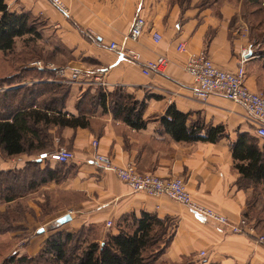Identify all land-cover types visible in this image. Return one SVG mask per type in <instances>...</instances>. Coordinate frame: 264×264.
Here are the masks:
<instances>
[{
  "label": "crops",
  "instance_id": "1",
  "mask_svg": "<svg viewBox=\"0 0 264 264\" xmlns=\"http://www.w3.org/2000/svg\"><path fill=\"white\" fill-rule=\"evenodd\" d=\"M4 1L10 12L25 13L36 20L39 37L33 44L42 54L38 61L49 60L69 70L88 66L106 83V87L80 83L67 87L62 112L85 116L88 126L55 127L62 131L61 147L74 153L75 169L61 181L43 187L54 189L56 196L78 197V202L65 206L64 213L55 218L69 215V222L60 224L57 230L36 229L42 239H35L26 249L37 251L48 234L74 232L83 226L116 234L122 217L133 215L138 219L141 214H150L169 226L168 231L175 225L170 241L152 264H264V248L251 237L227 233L167 197L134 193L113 172L91 161V144L96 140L97 152L110 157L117 167L131 163L140 173L164 179L179 177L198 204L232 222L250 216L248 203L256 196L255 191L260 190L264 197V182L241 177L232 148L240 136H248L247 145L264 159V140L256 136L238 104L217 95L204 101L195 98L184 65L190 54L204 50L215 66L233 72L241 54L250 51L244 64L245 86L264 95V38L259 39L257 33L264 31V0L261 7L247 0L244 14L239 13L237 0H60L65 14L48 0ZM137 17L146 25L138 41L132 42L128 33ZM153 33L160 35L159 42H154ZM27 38L32 36L17 39L16 46ZM110 43L138 53L139 62L119 57L108 49ZM179 43H184L186 53L176 51ZM159 57L166 61L163 68L144 75L143 65ZM31 63L25 69H33ZM49 72L50 78L30 82L55 84L50 81L54 73ZM116 91L132 98L135 104L131 108L135 113L140 111L143 128L127 125L122 118L125 114L110 103ZM100 93L105 95L104 105L98 98ZM83 94L89 95L88 109ZM41 100L45 103V95L38 98ZM169 108L185 116V128L196 131V136L207 137L210 128L222 127V132L213 143L175 140L161 122ZM107 221L111 227L106 226ZM255 231L264 234V227L257 226Z\"/></svg>",
  "mask_w": 264,
  "mask_h": 264
},
{
  "label": "trees",
  "instance_id": "2",
  "mask_svg": "<svg viewBox=\"0 0 264 264\" xmlns=\"http://www.w3.org/2000/svg\"><path fill=\"white\" fill-rule=\"evenodd\" d=\"M251 4L261 7L262 0H252ZM257 33H259V37L261 38L263 31L260 30ZM29 35L32 38L24 39L21 42V59L23 64L34 62L32 61L33 59H29L30 55L38 57L42 55L38 46L33 44L39 37L36 20L25 13L10 12L5 1L0 0V53L3 55L12 54L17 48L16 40ZM7 64H12L10 67L7 66L8 70H12L16 62L13 61ZM22 70L26 71L28 79L50 78L51 74L49 71L36 68ZM35 74L39 76L37 77ZM13 77L14 75H10V78ZM38 85L42 87L54 85L56 89L52 91H48L49 89H47L48 92L44 90L36 95L35 100L30 101L27 105L22 101L21 105L13 107L7 113H0V151L8 158L21 156L32 150L41 151L40 153L45 152L49 143L47 137L41 136V128L46 130L55 127L60 129H83L88 126L85 116H72L62 112L61 107L64 103L63 99L68 86L57 84ZM48 94H50L48 101L42 102V104L36 103L40 96ZM98 98L104 105L106 101L105 95L100 93ZM49 103L51 105L56 103V107L49 106ZM134 104L132 98L125 94L113 102V106L117 111L123 115L125 114L122 118L127 125L133 129H141L144 126V122L140 121V111L135 113V109L131 108ZM185 119V116L176 112L173 108H169L161 122L166 132L178 141L203 140L213 143L216 140L217 134L222 132V127L210 128L207 131V137L196 136V131L189 132L185 128ZM247 139L248 136H240L232 148L233 158L238 160L236 170L245 180H252L255 183L264 182L263 156L260 152L251 149L247 145ZM34 162L53 161L36 159ZM60 164L64 166L67 163ZM40 170H43L44 176L36 182H30L28 185L30 189L38 188L50 182H59L63 178L57 169ZM17 175L26 176L27 169L0 170V178H17ZM1 181L2 179H0ZM6 191L8 194L5 197H0V203L2 201L9 204L16 198L24 196V194L14 193L10 186L6 187ZM245 218L247 219V217ZM60 226L56 220L49 230H57ZM88 227L90 226H83L80 230L84 232V229ZM174 228L175 225L171 228V231H168L169 226H165L163 221L158 220L150 214H141L138 219L130 215L121 218L120 223L116 227V234L109 231L101 241L95 239L86 240L85 243L83 241L80 245L83 243L85 245L76 247L74 252H70V247L75 240L76 234L79 232H66L64 230L54 232L46 240L41 253L51 258L54 264H152L161 255L170 241ZM6 233H9V231H6ZM30 262V258L20 256L15 260L9 259L3 264H30ZM185 264H205V262Z\"/></svg>",
  "mask_w": 264,
  "mask_h": 264
},
{
  "label": "rangeland",
  "instance_id": "3",
  "mask_svg": "<svg viewBox=\"0 0 264 264\" xmlns=\"http://www.w3.org/2000/svg\"><path fill=\"white\" fill-rule=\"evenodd\" d=\"M237 2L239 5V13L244 14L248 7L247 0H238ZM263 36L264 31L259 39H262ZM21 58L22 53L20 45L12 54L3 55L0 53V113H7V111H10L13 107L21 105L22 101L27 105L30 101L35 100L36 95L44 90L48 92L56 89L54 85L51 87H42L39 86L38 83L33 84V82H30L32 79H28L26 71L22 70L27 67L28 63L23 64ZM29 59H33L32 61H38L39 57L30 55ZM13 61H15L16 64L13 65L12 70H8L7 66L10 67L12 64L7 63H12ZM41 61L45 66L53 65L54 67H57L49 60L44 61V59H42ZM86 68L89 69L88 66ZM10 75H14V77L10 78ZM35 76L38 77L39 75L35 74ZM47 89L49 90L47 91ZM122 95L123 94L119 91H116L110 96V101L114 102ZM49 98L50 94L46 95L45 101H48ZM82 101L85 104L87 103L88 109L89 95L83 94ZM36 103L42 104V100L41 102L37 101ZM48 105L56 107V103H54V105L49 103ZM84 111L89 113V110ZM41 130V136L47 137L49 143L45 152H51L61 147L59 140H61L60 135L62 131L60 129L50 128L49 130H46L41 128ZM40 152L41 151L38 150H32L27 154L8 158L0 151V170L17 168L27 169V175L24 177L17 175V178H0L2 179L0 182V197H5V195L8 194L6 191V187L8 186L12 187L16 194H24V196L16 198L9 204L2 201L0 203V264H3L9 259L15 260L20 256L30 258V264H54L52 263L51 258L46 254L41 253L46 240L53 234H48L50 236L45 239L42 244L40 242L41 247L39 250L34 251L32 248L29 250L26 248L32 246L35 242L34 240L41 237V235L36 234V229L41 228L43 231H49V229H51L50 227L56 221L55 218L64 213L63 208L69 204H76L78 202V197L74 198L62 194L56 196L55 190L48 189L47 186H39L35 189L29 188L28 185L30 182H36L44 176L42 173L43 170L41 171L40 169H57L59 170V173L62 174V177L71 172V169H75L72 162H69L64 166L60 163L52 162L35 163L34 161L38 159ZM255 193L256 196H254L248 203L251 215L247 217V220L256 230L257 226L262 225L264 227V214L261 212L264 208V202H262L264 197L262 198L260 190L255 191ZM83 198L85 197L83 196ZM6 231H9V233H6ZM76 231L79 233L77 232L78 234H76L75 240L71 244L70 252H74L76 247H82L85 245L84 243L86 240H103L105 235L109 232L108 230L98 227L85 228L84 232L80 229ZM258 233L264 235L263 233ZM40 239H42V237ZM83 241L84 243L80 245Z\"/></svg>",
  "mask_w": 264,
  "mask_h": 264
},
{
  "label": "built area",
  "instance_id": "4",
  "mask_svg": "<svg viewBox=\"0 0 264 264\" xmlns=\"http://www.w3.org/2000/svg\"><path fill=\"white\" fill-rule=\"evenodd\" d=\"M48 1L65 14L60 0ZM145 25V21L141 17L135 18L128 33V40L132 42L138 41L144 33ZM152 37L155 43L161 39L158 33H153ZM108 49L116 52L119 57L139 62L138 53L132 50L119 49L115 43H110ZM176 51L181 54L186 53L184 43L177 44ZM249 53L250 51H244L241 54L239 65L233 72L225 71L215 66L204 50L192 53L187 57L184 71L192 80L191 92L195 98L204 101L211 95H217L238 104L244 110L245 117L252 125L256 136L264 140V95L251 92L245 86L246 73L244 64ZM165 63L166 61L163 57H159L153 62H147L143 65L142 73L150 75L160 71ZM30 67L53 72L54 78L50 81L58 85L68 86L80 83L89 86L106 87V83L99 75L100 73L95 74L89 69L69 70L54 67L53 65L45 66L40 61L31 63ZM91 145L94 149L91 157L92 163L102 170L113 172L118 180L126 184L132 192L144 193L150 197H167L175 203L183 205L200 219L225 228L227 233L251 237L255 244L264 248V235L257 234L255 228L246 218L241 217L237 222H232L213 209L198 204L186 190L183 179L179 177L164 179L149 173H140L131 163L126 164L124 167H117L113 165L110 157L97 152L98 142L96 140ZM38 159L69 163L74 160V153L60 147L51 152L40 153ZM111 225L112 223L107 221L106 226L111 227ZM200 256H204V252H201Z\"/></svg>",
  "mask_w": 264,
  "mask_h": 264
},
{
  "label": "water",
  "instance_id": "5",
  "mask_svg": "<svg viewBox=\"0 0 264 264\" xmlns=\"http://www.w3.org/2000/svg\"><path fill=\"white\" fill-rule=\"evenodd\" d=\"M69 221H70V216H69V215H65V216H63V217L57 219V222H58L59 224H64V223H67V222H69ZM39 232H41V231H39Z\"/></svg>",
  "mask_w": 264,
  "mask_h": 264
}]
</instances>
